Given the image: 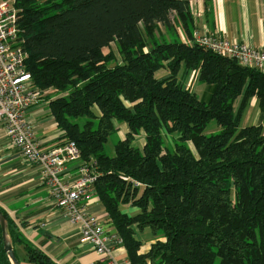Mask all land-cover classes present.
I'll use <instances>...</instances> for the list:
<instances>
[{
	"label": "trees",
	"instance_id": "16d2710c",
	"mask_svg": "<svg viewBox=\"0 0 264 264\" xmlns=\"http://www.w3.org/2000/svg\"><path fill=\"white\" fill-rule=\"evenodd\" d=\"M17 6L27 70L42 92L59 95L51 112L63 140H74L99 172L96 195L131 264H264V126H241L252 98L264 113V72L200 46L190 0ZM161 25L174 37L160 41ZM179 26L189 40L180 38ZM162 69L169 75L158 78ZM183 69L200 71L207 99L184 87ZM212 121L219 130L208 134ZM116 122L128 132L110 155ZM142 131L140 147L134 142ZM166 134H177L173 144ZM0 209L21 264H57ZM147 228L155 241L141 252L139 233ZM0 264H12L1 226Z\"/></svg>",
	"mask_w": 264,
	"mask_h": 264
},
{
	"label": "crops",
	"instance_id": "0c3cea01",
	"mask_svg": "<svg viewBox=\"0 0 264 264\" xmlns=\"http://www.w3.org/2000/svg\"><path fill=\"white\" fill-rule=\"evenodd\" d=\"M190 9L194 19L193 25L191 24L194 38L196 33H218L225 38L264 48V0H190ZM162 31L171 39V32L163 26ZM178 31L182 40H189L183 28L179 26ZM168 75L167 71L160 78ZM199 76L198 69H183L179 79L185 88L198 93V83H202ZM200 92L205 93L206 90ZM54 93L56 92L53 89L43 91L40 99L27 112V118L34 124L36 136L43 148L66 141L63 140L64 133L57 126L51 112L50 101L57 97ZM251 109L253 111L248 115ZM244 118H247L246 122L253 120V124L264 126V113L259 109L256 97L251 99L242 120ZM115 125L125 137L128 126L117 122ZM134 144L144 146V131L136 136ZM77 171L78 162H73L69 164L66 174L74 178ZM85 202L90 211L102 216L107 214L96 192ZM0 208L16 221L30 243L45 251L57 264H103L101 255L83 240L79 224L70 222L63 211L53 203L43 183L39 167L26 161L20 150L11 144L1 121ZM123 210L128 213L138 211L129 207H123ZM139 236L144 241L141 252L148 251L155 241L150 229L139 233ZM114 247V254L119 261L127 258L123 244H115ZM17 249L20 257L24 258V247L18 245Z\"/></svg>",
	"mask_w": 264,
	"mask_h": 264
},
{
	"label": "built area",
	"instance_id": "2783aa9c",
	"mask_svg": "<svg viewBox=\"0 0 264 264\" xmlns=\"http://www.w3.org/2000/svg\"><path fill=\"white\" fill-rule=\"evenodd\" d=\"M17 0H0V121L11 144L29 163L39 167L53 203L72 223L79 224L83 240L98 252L103 264H131L128 258L118 260L114 245L121 237L109 226L107 214H96L85 200L94 192L99 172L84 160L78 144L66 140L43 148L27 112L41 97L27 70V53L19 26ZM195 41L214 53L235 58L242 66L264 72V48L225 38L218 33L195 34ZM78 162L77 175L68 177L70 163Z\"/></svg>",
	"mask_w": 264,
	"mask_h": 264
},
{
	"label": "rangeland",
	"instance_id": "374dc122",
	"mask_svg": "<svg viewBox=\"0 0 264 264\" xmlns=\"http://www.w3.org/2000/svg\"><path fill=\"white\" fill-rule=\"evenodd\" d=\"M156 34H157V36H158V38H159V40L160 41H162V38H165V36H164V34H163V31H162V27H161V29L159 28V30L156 32ZM161 37V38H160ZM167 37V36H166ZM172 37H174V36H172ZM176 37V36H175ZM112 47H113V49H114V51L115 52H117V50H116V47H115V45L114 44H112ZM106 51H108V49H106ZM166 70H164V69H162V70H159L157 73H156V76L158 77V78H160V77H162L163 75H165L166 74ZM198 86L200 87L199 88V91H198V95L200 96V98H204V99H207L208 98V96H209V90H210V87H209V85L208 84H206V83H198ZM200 90H206V92L205 93H203V92H200ZM55 95H57V96H59L58 94H56V93H54ZM236 107H238V103H236ZM250 111V113H248V115H251V112L253 111V109H251V110H249ZM247 121V118H244L243 120H242V123H241V126H247V125H251V124H253L252 122H254L253 120H251L250 122H246ZM219 130V127L217 126V124L214 122V121H212L208 126H207V128L205 129V132L206 133H211V132H215V131H218ZM177 137V134H174L173 136L171 135V136H168L167 134H166V142L168 143V144H173V138H176ZM124 137L121 135V132L119 131V130H117V131H115L114 133H112L111 135H110V137H109V140H108V142L106 143V152L108 153V154H110V155H114L115 154V144L119 141V140H121V139H123ZM188 145L190 146V147H192V149H194V146H193V144L191 143V142H189L188 143ZM96 192V191H95ZM94 192V193H95ZM93 193V194H94Z\"/></svg>",
	"mask_w": 264,
	"mask_h": 264
},
{
	"label": "water",
	"instance_id": "95a60500",
	"mask_svg": "<svg viewBox=\"0 0 264 264\" xmlns=\"http://www.w3.org/2000/svg\"><path fill=\"white\" fill-rule=\"evenodd\" d=\"M0 226L2 229V235L4 240V249L7 252L8 257L12 264H21L16 256L14 242L10 231L9 222L4 212L0 209Z\"/></svg>",
	"mask_w": 264,
	"mask_h": 264
}]
</instances>
